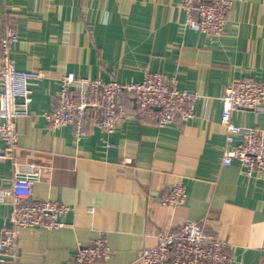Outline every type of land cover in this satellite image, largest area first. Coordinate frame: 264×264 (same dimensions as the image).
I'll use <instances>...</instances> for the list:
<instances>
[{"label": "crops", "instance_id": "1", "mask_svg": "<svg viewBox=\"0 0 264 264\" xmlns=\"http://www.w3.org/2000/svg\"><path fill=\"white\" fill-rule=\"evenodd\" d=\"M182 2L0 0V18L15 23V67L42 72L28 82L30 114L16 119L13 160L45 168L32 187L37 199L71 208L57 229H20L22 259L73 264L78 246L102 235L110 257L95 264H136L157 232L206 216L209 230L228 243L229 264H264V180L245 177L237 164H221L226 85L239 79L264 84V0H233L218 37L189 27ZM66 72L121 84L159 73L196 95L194 117L159 127L154 111L105 134L91 113L77 139L73 126L52 129L42 117L56 109L58 78ZM232 121L264 128V103L232 112ZM12 177L13 161L0 160V187ZM177 183L185 202L162 205L159 196ZM9 211L0 204V230Z\"/></svg>", "mask_w": 264, "mask_h": 264}, {"label": "built area", "instance_id": "2", "mask_svg": "<svg viewBox=\"0 0 264 264\" xmlns=\"http://www.w3.org/2000/svg\"><path fill=\"white\" fill-rule=\"evenodd\" d=\"M233 0H183L188 26L205 34L221 36L227 13ZM17 41L15 23L11 17L0 18V160L13 161V177L7 187H0V204L10 205L6 222L0 230V264H35L18 253L21 228L57 229L60 218L71 208L57 200L37 199L34 183L43 178L45 168L36 164L18 166L13 155L18 143L16 119L29 116L32 90L28 82L42 77L40 71H23L15 67L11 46ZM57 107L42 114L47 125L56 129L65 125L74 128L78 139L90 114L105 133H113L125 120L137 116H153L163 127L175 120L187 122L194 117V93L180 90L174 79L147 72L138 82L121 84L114 80L77 77L66 72L58 78ZM126 96L133 108L126 104ZM127 98V99H128ZM221 123L225 128L222 166H237L247 178L264 180V128L238 126L232 112L259 109L264 103V84L239 79L228 83L221 96ZM182 184H173L159 196L164 206L185 202ZM201 220L188 221L179 228L156 234L155 245L139 250L136 264H229L228 243L211 232ZM110 257L104 236L98 235L87 245H80L73 255V264H95Z\"/></svg>", "mask_w": 264, "mask_h": 264}, {"label": "trees", "instance_id": "3", "mask_svg": "<svg viewBox=\"0 0 264 264\" xmlns=\"http://www.w3.org/2000/svg\"><path fill=\"white\" fill-rule=\"evenodd\" d=\"M167 264H169V262Z\"/></svg>", "mask_w": 264, "mask_h": 264}]
</instances>
